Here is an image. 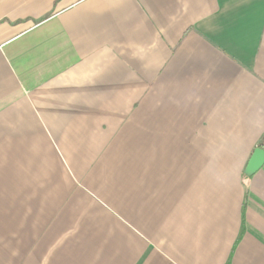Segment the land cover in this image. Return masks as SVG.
Wrapping results in <instances>:
<instances>
[{
	"label": "crops",
	"instance_id": "1",
	"mask_svg": "<svg viewBox=\"0 0 264 264\" xmlns=\"http://www.w3.org/2000/svg\"><path fill=\"white\" fill-rule=\"evenodd\" d=\"M264 0H0V264H264Z\"/></svg>",
	"mask_w": 264,
	"mask_h": 264
},
{
	"label": "water",
	"instance_id": "2",
	"mask_svg": "<svg viewBox=\"0 0 264 264\" xmlns=\"http://www.w3.org/2000/svg\"><path fill=\"white\" fill-rule=\"evenodd\" d=\"M264 164V151L262 149H256L250 162L249 168H259Z\"/></svg>",
	"mask_w": 264,
	"mask_h": 264
}]
</instances>
